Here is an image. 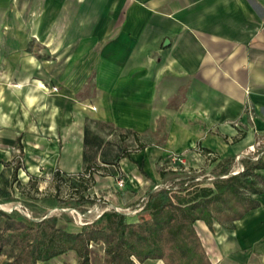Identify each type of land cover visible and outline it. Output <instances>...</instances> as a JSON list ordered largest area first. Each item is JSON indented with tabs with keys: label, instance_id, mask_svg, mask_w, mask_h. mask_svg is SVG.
Segmentation results:
<instances>
[{
	"label": "crops",
	"instance_id": "1",
	"mask_svg": "<svg viewBox=\"0 0 264 264\" xmlns=\"http://www.w3.org/2000/svg\"><path fill=\"white\" fill-rule=\"evenodd\" d=\"M128 133L159 141L108 157ZM85 153L109 168L95 189L123 206L167 177L172 154L212 170L232 159V173L261 162L264 175V0H0V201L41 175L84 174ZM262 188L245 190L258 204L241 218L195 222L212 264H264Z\"/></svg>",
	"mask_w": 264,
	"mask_h": 264
},
{
	"label": "trees",
	"instance_id": "2",
	"mask_svg": "<svg viewBox=\"0 0 264 264\" xmlns=\"http://www.w3.org/2000/svg\"><path fill=\"white\" fill-rule=\"evenodd\" d=\"M85 144L97 149L101 146L99 137L90 135L89 129ZM118 159L105 158L104 162L116 165ZM85 161L89 163L78 176L79 185L87 180V173L93 180L92 159L87 153ZM232 165V159L218 164L214 187L201 186L202 181L193 177L184 178L181 186L150 189L144 194L143 209L136 214L138 221L109 210L95 223L69 231L54 215L35 221L0 210V251L10 248L8 256L15 264L48 262L69 251L76 252L78 264H91L94 245L103 249V264H144L148 259H160L165 264H212L195 222L203 220L212 229L214 221L237 220L258 204L245 190L263 192L264 175L257 172L263 168L261 162L244 160V169L237 174L232 173ZM89 187L84 186L86 190ZM4 195L11 200L10 195Z\"/></svg>",
	"mask_w": 264,
	"mask_h": 264
},
{
	"label": "rangeland",
	"instance_id": "3",
	"mask_svg": "<svg viewBox=\"0 0 264 264\" xmlns=\"http://www.w3.org/2000/svg\"><path fill=\"white\" fill-rule=\"evenodd\" d=\"M91 126L95 128V132L103 134L111 133L114 130L100 122L91 123ZM154 134L155 136L152 133L149 136L146 134L141 138L142 141H140L136 139L137 137L134 134L128 133L127 138L123 139L122 142L118 141L117 137L112 136L110 138L112 141L103 146V151H106L110 158L122 153H128L129 151L140 149L144 144L159 141L157 133ZM184 161L185 164L175 163L172 167L168 168L170 173L166 178L159 180L157 183L161 185L181 186L184 178L193 177L201 178L202 183H209L210 172L212 175H216L219 172L215 168L212 170V163L209 161L196 166L189 165L186 158ZM159 167L161 168V166H158V169ZM108 169L105 166H91L93 180H90L89 173H87L85 175L87 180L83 185H79L80 179H78V175H41L38 177L39 180H29L24 184L19 183L17 189L14 190L11 200L0 201V210L35 221L54 215L58 217L61 227L69 231H77L84 223H95L106 210L118 208L119 211L123 212L126 210L132 211L143 206L142 198L145 193L130 205L123 206L115 203V196L118 192H110L109 188L103 190L95 189V177L109 172ZM110 169L113 170L115 168L110 167ZM121 178L123 177L120 176L118 180ZM85 185H90L89 189L86 190L84 188ZM83 199L85 200L84 202H82ZM1 206L7 208H2ZM93 248L94 253L92 254L91 246V264H103L104 252L102 247L94 245ZM8 259L4 260L3 264L12 262L15 264L13 257H8ZM65 260L67 262L65 261L64 264H78V258L74 252L68 255Z\"/></svg>",
	"mask_w": 264,
	"mask_h": 264
},
{
	"label": "built area",
	"instance_id": "4",
	"mask_svg": "<svg viewBox=\"0 0 264 264\" xmlns=\"http://www.w3.org/2000/svg\"><path fill=\"white\" fill-rule=\"evenodd\" d=\"M184 156L183 155H179V154H172L171 155V157H170V159H171V161H173L174 162V164L175 163H183V164H185V161H184ZM175 170H176V168H175ZM239 171H234L233 172V174H235V173H238ZM209 179L211 180L212 179V177L210 176L209 177ZM196 181H200L201 180V178H196L195 179ZM118 183H119V186H123V184H124V179L123 178H121L120 180H118ZM163 186H165V187H170V186H173V185H161V184H157V185H155V187H154V189H158V188H160V187H163ZM175 187H177V186H175ZM145 196H143V201L145 200ZM143 209V206H141V207H139V208H137V209H134V210H132V211H130V210H126V211H123V213L125 214V215H128V216H131V215H133V214H137V213H139L141 210ZM110 210V209H109ZM108 210V211H109ZM115 210L116 211H119L118 210V208H115ZM121 212V211H120Z\"/></svg>",
	"mask_w": 264,
	"mask_h": 264
},
{
	"label": "bare ground",
	"instance_id": "5",
	"mask_svg": "<svg viewBox=\"0 0 264 264\" xmlns=\"http://www.w3.org/2000/svg\"><path fill=\"white\" fill-rule=\"evenodd\" d=\"M1 207H2V206H1ZM2 208H7V207L3 206Z\"/></svg>",
	"mask_w": 264,
	"mask_h": 264
}]
</instances>
